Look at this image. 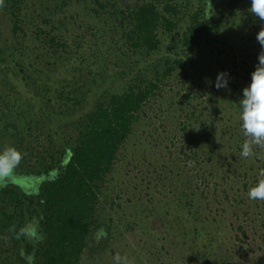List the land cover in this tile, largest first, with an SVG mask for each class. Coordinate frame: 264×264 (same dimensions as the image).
<instances>
[{"label":"trees","instance_id":"16d2710c","mask_svg":"<svg viewBox=\"0 0 264 264\" xmlns=\"http://www.w3.org/2000/svg\"><path fill=\"white\" fill-rule=\"evenodd\" d=\"M36 1L38 0H4L3 6L0 7V54L4 49L12 58L15 56V51H19L21 56L24 55L25 52L19 48L23 44L21 42L23 33L25 34L27 31L33 33L36 30L35 43L42 44L41 50H44V53L38 56L39 59L46 60L45 67L48 71L46 74L44 67L42 73L47 76L60 73V71L67 74L69 87L64 81H57L60 85L54 84L42 88L43 86L39 82L42 80H33L30 68L24 67V64L14 57V67L11 70L13 77L9 79L10 77L6 76V73H0V105L2 106H0V111H2L0 114V151L13 146L22 152L24 158L16 169V173L28 177L41 173L50 174L55 169L59 170V164L67 152V148H64L60 140L72 145L68 163L60 168L52 180L43 182L36 195H27L15 185H6L1 189L0 264H29L25 256L20 254L26 239L25 221L27 215L39 217L41 229V239L36 245L28 243L25 247L27 255L34 252V259L30 264H83L82 256L88 247L89 240L93 233L101 228L102 219L99 210L105 196V185L112 175L118 154L134 135V127L139 123L140 113L143 112L144 106L148 104L151 97L155 96V91L160 89L158 82L167 81L184 67V62L183 60H169L165 61L163 66L157 65L152 78L154 80H149V76L142 72L137 76L136 81L130 82L127 89L121 93H93V95L96 94V99L90 107H87L86 98L88 95L92 96L91 88H88L90 83L83 84L86 87L76 86L77 82L86 81L82 67L70 64L76 55L69 52L68 45L53 34V31L56 30L55 26L47 31L41 28L44 25L52 24V16H55L57 9L67 4V0H52V3L41 0L39 2L42 6L40 10L35 7ZM213 1L214 6L211 7L210 12L212 13L215 9L220 10L214 15L207 13L208 2L204 0H200V6L194 13L183 15L184 8L190 7L183 0L181 3L179 0H136L135 6L124 9L119 8L118 2L115 0H92V3L94 2L92 11L95 16H104L107 7L110 6L105 20L113 24L114 29H110L114 30L113 33H119L116 28L120 29L122 33L123 43L121 46L111 48L113 58L111 56L110 61L106 62L108 64L106 69L111 66L127 68L128 65L122 60L126 52H132L133 55L140 53V57L152 56L159 49L161 31L180 37L183 47L191 53L197 47L203 49L204 44L212 45L214 39L219 41L216 38L219 30L223 28L225 22L232 18L235 20L237 16H239V21L237 24H233L232 32L242 35L246 29L249 32L248 28H251L252 32L255 30L254 26L258 19L256 17L253 19L254 16L249 11L251 6L248 5L251 0ZM45 3H47V7L44 6ZM59 3L62 4L61 7ZM246 10L249 11L246 13L250 15H246ZM2 15L8 16L6 21L11 27V34L9 32L7 36L4 35L2 29L4 24ZM182 15L185 18H190L189 26L183 31L179 29ZM247 37L248 44L246 43V45L256 39L253 34H249ZM222 45L232 49L229 41L225 38L222 39ZM81 48L82 44L78 42V49ZM211 55L212 52L209 56ZM88 60H90L89 57ZM67 62L68 66H65ZM131 66L132 64H130ZM202 67L207 69L210 66L206 61ZM233 67L236 68L237 64H233ZM247 73L249 74V72ZM217 74H219L218 71L215 72V75ZM18 75H21V80L32 81L31 87L35 93L43 95L47 99L37 102L33 97L30 100L29 96L19 89L20 85L16 78L19 77ZM35 75L41 77L39 73ZM87 75L93 76L90 82L95 84L97 77L93 75L92 70H87ZM244 79L248 80L249 78L245 76ZM9 80L10 82H8ZM216 82L217 79L213 78L205 80L210 92L212 91L211 95L228 91L227 87L217 88ZM201 93L203 98L208 94L207 92ZM230 93L232 95L233 90ZM38 95L37 97H40ZM186 97L195 99L190 94ZM25 103H27V107L22 108ZM80 108L82 110L85 108L84 111L87 112L76 119L77 113L81 111ZM196 108V106L193 107L190 113L185 114L186 120L183 122L182 131L187 132L192 128L190 124L192 119L194 123L198 124V127L189 131L187 141L183 142L179 153L184 157L186 163L206 157L208 162L217 164L219 159L214 158L212 148L215 134L208 132L207 127L202 123L199 127L200 120ZM31 111L37 112L35 117L28 115ZM162 125L165 135L164 137L160 136L159 139L153 138L154 147L165 146L168 148V145L178 143L176 138L171 142L166 139L169 133L166 126ZM240 143L242 146L244 140L241 139ZM216 149L220 148L216 147ZM155 152L152 150L151 154ZM254 153L263 154L264 147L254 148ZM154 156L157 157L154 160L151 159V156L144 157L147 165L153 169L152 173L159 171L162 174L159 178L162 183L170 182V187L176 184L179 197L169 198L170 202L165 200L157 203L152 211L159 212L163 219L166 216L175 218L179 216L177 221L181 223L179 225H182V239L191 240L192 249L196 248L190 257L191 260L194 258L196 262L206 260L211 261V264H229L227 259L221 255L220 247L212 249L213 245L214 247L215 245L219 246L216 236L207 228L199 230L200 225H207L205 210L209 207L208 202L201 204L200 208L198 206H200V201L202 203L208 201L210 193L205 192L204 188H194L190 179L181 188L178 186L179 176L176 177L174 172L167 170L169 167L165 156H162L161 153H156ZM177 160V158L173 159L176 162ZM227 160L230 158L225 157L226 164L229 166L231 163ZM217 165L220 166L219 163ZM149 173L147 172V175ZM221 173L225 174L223 181L230 182V174L224 170ZM208 175H213V171L204 174L203 184L205 185L208 184ZM213 195L215 197L217 195L215 188ZM194 208L196 211L193 210ZM175 227L171 226L169 231L177 235ZM232 228L234 233L238 232L234 226ZM243 229L240 228L239 231L242 236L246 237V232ZM7 238L11 245L9 248H4L3 244Z\"/></svg>","mask_w":264,"mask_h":264},{"label":"rangeland","instance_id":"374dc122","mask_svg":"<svg viewBox=\"0 0 264 264\" xmlns=\"http://www.w3.org/2000/svg\"><path fill=\"white\" fill-rule=\"evenodd\" d=\"M44 1L52 3V0ZM115 1L118 2V7L121 9L137 4L136 0ZM183 1L190 5L188 9L184 8L183 15L194 13L200 6V0ZM204 1L208 2L207 13H211L214 1ZM39 2L41 0L36 1L35 6L38 10L42 7ZM179 2L181 3V0ZM93 3L92 0H67V4L59 8L60 10L57 9L55 16H52V24L41 27L42 30L47 31L55 26L56 30L53 31V34L68 45L69 52L76 55L70 64L82 67L86 75L84 77L86 81L77 82L76 86L81 87L85 86L83 84L90 83L88 88H91L92 96L88 95L86 98L87 107H90L96 99V94L93 95V93H121L127 89L130 82L136 81L137 76L142 72L149 76V80H154L152 78L155 67L163 66L165 61L183 60L184 67L167 81L158 82L160 89L155 91V96L151 97L148 104L144 106L143 112L140 113L139 123L134 127V135L121 148L112 175L105 185V196L99 210L102 219L101 228L93 233L89 240L88 247L82 256L83 264H114L113 257L116 254H120L122 257L126 256L133 264H211V261L196 262L194 258L191 260L190 257L196 248L192 249L191 240L182 239V225H179L181 223L177 221L179 216L177 218L166 216L167 218L163 219L159 212L152 211L157 203L165 200L170 202L169 198L179 197L176 184L170 187V182L162 183V180L159 179L162 174L159 171L152 173L153 169L147 165L144 157L151 156V159L154 160L157 158L154 156L156 153L165 156L169 167L167 170L174 172L176 177L179 176L178 186L183 188V184L190 179L194 188H204L205 192L210 193L208 201L204 203L200 201L198 207L200 208L201 204L208 202L209 208L205 210L207 225H200L199 230L207 228L216 236L219 246L215 245L214 247L213 245L212 249L220 247L221 255L227 259L229 264H264V201L248 198L249 189L256 185L258 179L261 178L259 172L264 170V153H255L250 158L239 156L242 150L241 139L244 141L246 139L242 130V108L239 101L243 97V89L251 83V73L258 64V55L262 50L256 39L252 40L249 45H246V41L249 34L256 36L264 23L258 20L253 32L251 28H248L249 32L246 29L242 35H237L236 32H232V26L234 23H238L239 16L235 20L234 18L229 19L216 35L219 41L214 39L212 45L204 44L203 49L197 47L191 53L183 47L180 37L161 31L159 49L152 56L140 57V53L133 55L132 52H126L122 60L128 65L127 68L111 66L106 69L108 65L106 62L110 61L111 56L113 58L111 48L121 46L123 38L120 29L116 28L119 33H113L114 30H110L113 28V24L105 20L110 6L107 7L104 16H95L92 11ZM186 3L183 4L186 5ZM249 4L248 2L245 4L246 9L247 5L251 6V2ZM44 6L47 7V3ZM59 6L61 7L62 4L59 3ZM219 11V9H215L211 15ZM246 12L249 13L248 10ZM247 13L246 15H250ZM183 15L179 24V29L182 31L186 30L190 23V18H185ZM2 17L4 20L2 29L4 35L7 36L11 27L6 21L8 16L2 15ZM252 18L255 19V17ZM35 32L23 33L21 40L23 44L19 48L25 54L21 56L19 51H15L14 57H17L24 67L30 68L33 80L41 79L43 81H39L42 88H46L48 85H60L57 81H64L69 87L67 74L60 71V73L47 76L42 73L46 66V60L39 59L38 55L44 53V50H41L42 44L35 43ZM223 38L229 41L232 49L222 45ZM78 42L82 44L81 49H78ZM93 52L94 55H92ZM211 52L212 55L209 56ZM13 58L4 49L1 51L0 73H6V76L10 77L9 79L13 77L11 73L14 67ZM114 60L116 59L114 58ZM206 61L210 66L207 69L202 67ZM130 64H132L131 67ZM233 64H237V67L234 68ZM65 66H68V62L65 63ZM46 69L47 67H45L47 74ZM87 70H92L93 75L97 77L95 84L90 82L93 76L87 75ZM217 71L227 74L228 91L211 95L212 91L210 92L205 80L217 79L218 74L215 75ZM34 73L41 74V77ZM20 76L16 77L17 83L20 85L19 89L23 93L25 92L30 100L33 97L37 102L47 99L43 95L35 93L31 87L32 81L21 80ZM245 76H248L249 79H244ZM232 90L231 95L230 91ZM201 92L208 94L203 98ZM188 94L195 99L187 98ZM22 101L24 100L22 99ZM195 106L200 120L199 127L202 123L207 127L208 132L215 134L217 143L214 141L212 148L214 158L219 159L217 164L219 163L220 166L215 162H208L206 157L186 163L184 157L179 153L183 142L187 141L189 131L198 127V124L194 123L192 119L190 120L192 128L187 132L182 131L183 122L186 120L185 114L190 113ZM26 107L27 103L22 106V108ZM175 109L176 112H174ZM80 110L76 119L87 112L84 111L85 108L83 110L80 108ZM36 113V111H31L28 115L35 117ZM162 124L166 126L169 133L166 139L171 142L176 138L178 143L170 144L169 142L168 148L165 146L154 147L153 138L159 139L160 136L164 137L165 135ZM150 125L153 126L150 127ZM61 140L60 142L64 148H67V152L59 167L57 166L59 170L68 163L72 145ZM216 147L220 149L217 150ZM152 150L156 152L151 154ZM225 157L230 158L227 160L231 163L229 166L226 164ZM175 158L178 159L177 162L173 161ZM59 170L55 169L50 174L41 173L28 177L19 175L15 171L14 176L8 180L0 181V191L6 185H15L27 195H36L41 184L52 180ZM223 170L230 174L231 180L229 179L228 183L223 181L225 175L221 173ZM212 171L213 175L207 177L208 184H203L204 174H209ZM147 172L150 173L147 175ZM173 174L171 175L173 176ZM213 187L217 192L216 197L213 195ZM193 210L196 211V208ZM39 223V217L26 216V239L20 254L25 256L29 264L34 259V252L27 255L25 247L28 243L36 245L41 239ZM171 226L172 228L176 226L177 235L169 231ZM233 226L238 232L232 231L234 230ZM240 228H244L246 237L242 236ZM238 237L241 239L238 240ZM3 245L4 248L10 247L8 238Z\"/></svg>","mask_w":264,"mask_h":264},{"label":"clouds","instance_id":"9594fccd","mask_svg":"<svg viewBox=\"0 0 264 264\" xmlns=\"http://www.w3.org/2000/svg\"><path fill=\"white\" fill-rule=\"evenodd\" d=\"M4 0H0V7ZM250 13L264 23V0H251ZM256 40L261 46L258 55V64L251 73V83L243 89V97L239 104L242 108L241 121L243 134L246 137L242 144L240 155L250 158L255 155L254 148L264 147V26L256 34ZM228 77L226 73L217 76V88L227 87ZM24 154L13 146L0 151V181H5L15 175L20 166ZM258 182L248 191L250 200L264 201V170L259 172ZM114 264H133L128 258L116 254Z\"/></svg>","mask_w":264,"mask_h":264}]
</instances>
